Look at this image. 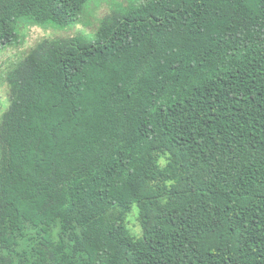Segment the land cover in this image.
Instances as JSON below:
<instances>
[{
  "label": "trees",
  "instance_id": "obj_1",
  "mask_svg": "<svg viewBox=\"0 0 264 264\" xmlns=\"http://www.w3.org/2000/svg\"><path fill=\"white\" fill-rule=\"evenodd\" d=\"M89 1L0 0V55ZM5 78L0 264H264V0H130Z\"/></svg>",
  "mask_w": 264,
  "mask_h": 264
},
{
  "label": "rangeland",
  "instance_id": "obj_2",
  "mask_svg": "<svg viewBox=\"0 0 264 264\" xmlns=\"http://www.w3.org/2000/svg\"><path fill=\"white\" fill-rule=\"evenodd\" d=\"M130 4V0H90L83 10L79 23L72 28L63 27H40L35 25L21 26L18 42L6 49L0 55V119L1 115L9 103V87L6 82V74L14 64L25 55L39 40L46 37H67L79 33H94L101 22V19L112 13L113 10L121 5ZM137 208V207H136ZM136 218H131V227L138 232Z\"/></svg>",
  "mask_w": 264,
  "mask_h": 264
}]
</instances>
